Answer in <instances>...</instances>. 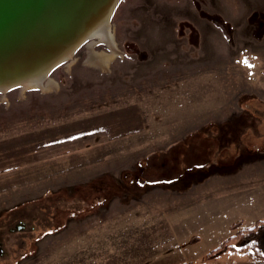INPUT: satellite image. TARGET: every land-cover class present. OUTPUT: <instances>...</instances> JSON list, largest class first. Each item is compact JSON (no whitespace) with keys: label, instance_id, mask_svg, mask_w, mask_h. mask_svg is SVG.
Wrapping results in <instances>:
<instances>
[{"label":"rangeland","instance_id":"1","mask_svg":"<svg viewBox=\"0 0 264 264\" xmlns=\"http://www.w3.org/2000/svg\"><path fill=\"white\" fill-rule=\"evenodd\" d=\"M110 29L0 91V264H264L208 256L264 222V0H120Z\"/></svg>","mask_w":264,"mask_h":264},{"label":"water","instance_id":"2","mask_svg":"<svg viewBox=\"0 0 264 264\" xmlns=\"http://www.w3.org/2000/svg\"><path fill=\"white\" fill-rule=\"evenodd\" d=\"M120 0H0V78L42 81L64 62L63 51L95 39L98 26H111ZM107 23V24H106ZM47 77V76H46ZM0 86L6 91L22 84Z\"/></svg>","mask_w":264,"mask_h":264},{"label":"bare ground","instance_id":"3","mask_svg":"<svg viewBox=\"0 0 264 264\" xmlns=\"http://www.w3.org/2000/svg\"><path fill=\"white\" fill-rule=\"evenodd\" d=\"M107 24V23H106ZM111 26L109 27V25H105V27L102 25L98 26V28L95 29L94 32L90 33L92 35H96L95 39L90 41L91 46H93V44H96L97 42H103L105 44H107L110 49L112 51H115L114 47H115V39H114V35L112 33V29H110ZM85 37L80 38V42H78L77 44L82 43L83 40H85ZM77 44L75 43L74 45L69 46V48H67L65 51H63V58L68 59L69 57H71L73 55V53L75 52V48L77 46ZM112 46V47H111ZM91 60L93 59L92 56L90 57ZM49 72V70H48ZM48 72L42 77V81H39V79L37 78V75H27V76H23L22 77V81L15 83L16 80H11V79H6V77L0 78V86H4L8 83H15V84H22L19 85L21 86L23 89L30 87V86H36V87H42V88H48L50 85V82L48 81L47 83H45V79L48 77ZM47 76V77H46Z\"/></svg>","mask_w":264,"mask_h":264},{"label":"trees","instance_id":"4","mask_svg":"<svg viewBox=\"0 0 264 264\" xmlns=\"http://www.w3.org/2000/svg\"><path fill=\"white\" fill-rule=\"evenodd\" d=\"M233 225L232 227H234ZM239 239L237 244H232L233 239ZM251 247L255 250L256 254L264 258V222H258L257 224L246 227L243 230H238L235 234L217 246L215 249L209 252V255L215 253H222L228 249L243 250Z\"/></svg>","mask_w":264,"mask_h":264},{"label":"flooded vegetation","instance_id":"5","mask_svg":"<svg viewBox=\"0 0 264 264\" xmlns=\"http://www.w3.org/2000/svg\"><path fill=\"white\" fill-rule=\"evenodd\" d=\"M26 227H27L26 223H24L23 220H20V222L17 223V225H16V229H25ZM8 229H9V231H13V230H15V227H14V225H9ZM2 236H3V231H2V229H0V255H2L3 251H4L3 241L1 239Z\"/></svg>","mask_w":264,"mask_h":264}]
</instances>
